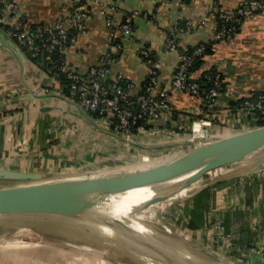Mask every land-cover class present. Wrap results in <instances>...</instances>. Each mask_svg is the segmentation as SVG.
<instances>
[{
  "label": "crops",
  "instance_id": "0c3cea01",
  "mask_svg": "<svg viewBox=\"0 0 264 264\" xmlns=\"http://www.w3.org/2000/svg\"><path fill=\"white\" fill-rule=\"evenodd\" d=\"M14 1L19 10L4 17L7 25L17 28L51 26L69 14L74 2ZM86 1L87 32L67 48L64 71L87 73L109 50L108 18L119 26L127 15L139 12L133 17L131 34L122 36L121 47L114 50L113 74L144 87L150 69L141 50L148 49L161 62L158 88L169 93L173 110L144 123L130 136L91 112L87 117L66 99L59 82L0 26V171L48 177L106 173L260 127L256 110L242 103L255 101L264 92V6L230 39L217 40L219 19L212 12H235L249 0ZM170 35L179 50L206 45L192 78L201 80L210 72L222 76L223 88L210 103L172 88L179 52L165 50ZM15 182L0 181V190L16 186ZM197 191L176 211L179 224L195 241L232 264H264V157L245 166L233 165L222 178Z\"/></svg>",
  "mask_w": 264,
  "mask_h": 264
},
{
  "label": "bare ground",
  "instance_id": "6f19581e",
  "mask_svg": "<svg viewBox=\"0 0 264 264\" xmlns=\"http://www.w3.org/2000/svg\"><path fill=\"white\" fill-rule=\"evenodd\" d=\"M222 148L221 144L206 145L198 151L167 161L159 168L140 170L133 173L134 177L120 180L84 184L73 182L76 180L70 178L61 180L69 186L43 195L30 196L29 201L59 205L78 215L83 213L82 220H40L31 224L0 223V252H9L13 257L21 258L24 264H43L40 263L43 258L48 260L47 264H88L92 257L102 258L93 264H227L218 256L194 246L184 237L177 240L178 242L166 240L165 243L164 239L154 241L152 237L142 233L137 225L139 216L147 219V215L160 217L159 214L165 206L164 200L152 202L144 208L142 204L163 192L164 183L171 180L169 184H177L186 175H190L201 160ZM260 149L263 151L256 154ZM253 153L255 154L251 157H243ZM239 157L235 162L241 159L252 160L250 158L254 160L256 157L248 164L263 158L264 144L241 152ZM235 162L225 166H233ZM242 165L245 166V161ZM222 171L216 169L213 173L217 175ZM211 177L212 174L209 178L201 177L186 191L178 192V200L169 197L168 200L170 203H177L188 199L195 191L207 185ZM14 181L16 186L5 190L22 189L38 183ZM142 222L146 223L143 220ZM161 229L169 233L175 230L168 225H162Z\"/></svg>",
  "mask_w": 264,
  "mask_h": 264
},
{
  "label": "built area",
  "instance_id": "2783aa9c",
  "mask_svg": "<svg viewBox=\"0 0 264 264\" xmlns=\"http://www.w3.org/2000/svg\"><path fill=\"white\" fill-rule=\"evenodd\" d=\"M263 6V0H249L235 12H212V15L219 19L215 28V39H230L237 28L254 17ZM18 10L19 5L14 0H0V26L31 59L46 55L53 63L54 70L64 71L63 63L67 48L77 42L78 35L87 32L86 23L90 19L87 1L74 0L69 14L58 17L51 26L32 24L25 28H17L7 25L5 14ZM138 14L139 12H134L127 15L119 26L108 18L109 50L87 73L64 71L69 82L67 98L86 111L97 114L100 119L114 125L115 129L127 136L143 129L144 123L156 121L163 113L173 110L169 93L158 88L161 62L148 49L141 50L150 69L149 80L143 89L133 81L126 80L121 74H113L115 49L121 47V44H114L113 41L131 34L133 17ZM165 50L179 52V64L171 83L173 89L201 97L205 104L219 96L224 84L219 73H207L201 80L192 78V68L197 58L203 56L206 45L201 44L190 51L179 50L176 39L170 35L166 40ZM50 76L57 82V72ZM242 104L251 110H262L264 92L255 101L245 99Z\"/></svg>",
  "mask_w": 264,
  "mask_h": 264
},
{
  "label": "water",
  "instance_id": "95a60500",
  "mask_svg": "<svg viewBox=\"0 0 264 264\" xmlns=\"http://www.w3.org/2000/svg\"><path fill=\"white\" fill-rule=\"evenodd\" d=\"M66 99L74 104L81 112L87 117H90L87 111L77 103L72 102L66 97ZM94 120V119H93ZM223 145V148L213 152L203 160H201L193 169L190 175L185 179L175 183L171 188L157 194L148 202L142 204V207L157 201H162L176 192L184 189L188 185L194 183L196 180L203 177L207 172L228 165L237 161L240 157L241 152L252 150L260 145L264 144V126L257 127L252 130L245 132L236 133L219 139H211L195 145L182 152L179 156H175L172 159L180 158L184 156V153L198 151L201 147L206 145ZM165 160V161H170ZM262 162V161H261ZM152 163V162H151ZM151 163L137 166L135 168H126L123 170L110 171L106 173H92L83 175H66L59 177H48L37 173H29L23 171H11L2 170L0 171V179H11L19 181H33L38 182L35 185H31L22 189H9L0 191V222L2 223H13V224H31L32 222L47 220V221H81L83 213L81 215L76 214L68 208L59 205H50L45 203H37L29 201L30 196H38L48 193L49 191L60 190L68 187V183L65 181L66 178L76 180L73 182L93 183L96 181H111L120 180L125 177H134L133 173L146 170L152 167H145ZM157 163V162H154ZM81 180V181H78ZM198 192V191H197ZM193 193L190 197L195 195ZM29 197V198H28ZM189 197V198H190ZM92 207H89V209ZM138 210V209H137ZM206 250L209 254L216 255L212 251ZM229 264H232L228 261Z\"/></svg>",
  "mask_w": 264,
  "mask_h": 264
},
{
  "label": "rangeland",
  "instance_id": "374dc122",
  "mask_svg": "<svg viewBox=\"0 0 264 264\" xmlns=\"http://www.w3.org/2000/svg\"><path fill=\"white\" fill-rule=\"evenodd\" d=\"M260 151H263V150L260 149V150L256 151L255 153L259 155L258 152H260ZM182 152H184V151H180L178 153H172V154H169V155L161 156V157L157 158L156 160H154L151 164H149V165H147L145 167H149V166L153 165L148 170H153L155 168H159L162 164H165L167 162L165 160H170V158H173L175 156H179L180 154H182ZM255 153H253V154H245V155H243V157L244 158L251 157ZM256 157L258 158L260 156H256ZM256 157L254 158V160L256 159ZM250 159H252V160L241 159V161L235 162L233 165L234 166L235 165L241 166L242 163H244V161H245V165H247L251 161H254L253 158H250ZM154 162H157V163H154ZM216 169H221L223 171L216 175V174L213 173V171L216 170ZM230 169H232V165L231 166L229 165V166L218 167V168H215V169L207 172L203 177L204 178H209L210 174H212L211 180L209 181V182H211V181H214V180H217V179L222 178L224 176V172H226L227 170H230ZM208 173H210V174H208ZM64 176H66V175H64ZM187 176L188 175H186V177ZM170 181L171 180H169L168 182L164 183V190L163 191H165L166 189H169L173 185H175V184H169ZM193 184L194 183L188 185L187 187H185L184 189H182V190H180L178 192H184V191H186L188 188H190L191 186H193ZM178 192H176L175 194H173L169 198L178 200L179 199ZM166 199H164L165 206H164L162 212L159 214L160 215V217H159L160 220H159V218H155L154 216H150V215H147L148 219L145 216H139L137 218L139 220V223L137 224L139 230L142 233H144L146 236L152 237L153 238L152 240H154V241H161V240L164 239L163 242H165V243H166V240L167 241H171V240H176L177 241V240H179L180 238H183V237H184V239L185 238L187 239L186 234L189 235L190 238H192V236L190 235L189 231L187 229H185L184 227H182L181 224H179V222L176 219V211L178 210V208H179V206L181 204H183L184 202H186V200L178 201L177 203L176 202L170 203V201L168 200V198H166ZM142 220L143 221H146V223H143ZM0 223H2V222H0ZM128 223H129V221H128ZM156 224H158V225H156ZM162 225L172 226L173 228H175V230L172 231V232H170V233L169 232H164V230L161 229V226ZM159 237H161L162 239H160ZM192 240L195 241L193 238H192ZM195 242L198 243L197 241H195ZM198 245H200L202 248H206L205 246H203V245H201L199 243H198ZM214 254H216V253H214ZM215 256H218L223 261H225L227 264H229L228 263L229 260L227 258H224V257H222L219 254H216ZM101 260H102L101 257H92L91 260L88 261V262L91 261L92 263L90 262L88 264H93V263H95L97 261H101ZM47 261L48 260H46V259L43 258L40 263L47 264ZM0 263L1 264H22L23 261H22L21 258L18 259L16 257H13L12 254H10L9 252H0ZM54 264H66V263L55 262ZM104 264H109V262L108 263L105 262ZM142 264H144V263H142Z\"/></svg>",
  "mask_w": 264,
  "mask_h": 264
},
{
  "label": "trees",
  "instance_id": "16d2710c",
  "mask_svg": "<svg viewBox=\"0 0 264 264\" xmlns=\"http://www.w3.org/2000/svg\"><path fill=\"white\" fill-rule=\"evenodd\" d=\"M247 3V2H246ZM245 3V4H246ZM113 43L114 44H120L121 43V41H120V38H117V39H115L114 41H113ZM195 48V47H194ZM193 48H190V49H188L189 51L190 50H192ZM206 51L207 50H205L204 51V53H203V56H204V54L206 53ZM203 56H201V57H199V58H197V60L195 61V64H194V66H193V68H192V71H193V69H195V67H197L200 63H201V61H202V59H203ZM32 60L41 68V69H43V70H45V71H47L50 75L51 74H53V72H57V74H58V82H59V86H60V89H62V93L64 94V95H69V89H68V80H67V78H66V73L64 72V71H61V70H54L52 67H53V63H51L50 61H49V59H48V57L46 56V55H43V56H37V57H33L32 58ZM142 89H143V87H141ZM242 102H243V100H242ZM264 109V108H263ZM255 112V114H256V116L259 118V125L260 126H264V113H262V110H256V111H254ZM93 115L95 116V117H97L98 118V115L97 114H95V113H93Z\"/></svg>",
  "mask_w": 264,
  "mask_h": 264
}]
</instances>
